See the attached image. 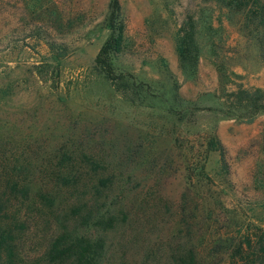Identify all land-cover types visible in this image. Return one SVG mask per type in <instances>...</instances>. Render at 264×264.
<instances>
[{"label":"rangeland","instance_id":"obj_1","mask_svg":"<svg viewBox=\"0 0 264 264\" xmlns=\"http://www.w3.org/2000/svg\"><path fill=\"white\" fill-rule=\"evenodd\" d=\"M118 1L111 82L94 63L109 0H0V149L44 161L63 148L103 166L138 240L167 241L143 264H168L175 241L200 264H228L233 248L240 261L264 233V111L231 93L259 89L264 101L257 31L246 9L214 0ZM187 17L194 66L176 53Z\"/></svg>","mask_w":264,"mask_h":264},{"label":"trees","instance_id":"obj_2","mask_svg":"<svg viewBox=\"0 0 264 264\" xmlns=\"http://www.w3.org/2000/svg\"><path fill=\"white\" fill-rule=\"evenodd\" d=\"M245 11L246 26L252 24L264 48V0H214ZM119 1L109 0V35L94 57L104 77L113 73L110 53L119 42ZM176 53L182 66H194L198 48L194 21L185 18L176 33ZM233 98L253 112L264 111L262 92L238 88ZM208 147L222 149L212 138ZM0 149V264H143L158 242L139 241L134 221L118 202L119 181L104 175V167L82 154L73 162L71 150L59 148L42 155L44 161H29L23 150L6 154ZM48 154V155H45ZM54 160V161H53ZM128 215V217H127ZM254 241L246 238L247 254L228 264H264V233ZM168 264H200L183 241L171 247ZM231 257V258H230Z\"/></svg>","mask_w":264,"mask_h":264}]
</instances>
